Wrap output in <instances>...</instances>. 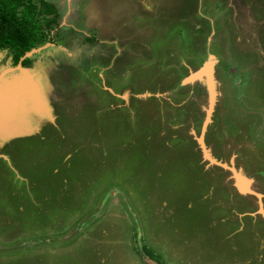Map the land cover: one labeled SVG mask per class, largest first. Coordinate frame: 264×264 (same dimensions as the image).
<instances>
[{
  "label": "rangeland",
  "instance_id": "374dc122",
  "mask_svg": "<svg viewBox=\"0 0 264 264\" xmlns=\"http://www.w3.org/2000/svg\"><path fill=\"white\" fill-rule=\"evenodd\" d=\"M43 1L20 67L48 116L22 97L0 128L28 129L0 138V264H264V0Z\"/></svg>",
  "mask_w": 264,
  "mask_h": 264
},
{
  "label": "trees",
  "instance_id": "16d2710c",
  "mask_svg": "<svg viewBox=\"0 0 264 264\" xmlns=\"http://www.w3.org/2000/svg\"><path fill=\"white\" fill-rule=\"evenodd\" d=\"M36 1L0 0V50L8 52L14 65L26 52L50 41L47 29L56 23V10L50 3ZM29 64V58L21 61L23 66Z\"/></svg>",
  "mask_w": 264,
  "mask_h": 264
},
{
  "label": "bare ground",
  "instance_id": "6f19581e",
  "mask_svg": "<svg viewBox=\"0 0 264 264\" xmlns=\"http://www.w3.org/2000/svg\"><path fill=\"white\" fill-rule=\"evenodd\" d=\"M211 65L208 64V66L206 68H204V70L202 71V74H205V76H207V82L209 84L210 89H212V84L210 83V76H209V74H210L209 71L211 70L210 69ZM0 87H4V88L6 87L7 88L4 91V93L0 96V128L5 129L7 127V125H8V123L11 121V117H12V116H10V112H9L10 106H11V100H10V94H9L10 92L9 91H14L15 98L16 99L19 98L18 99V111H17L18 115H19V112H20V107L25 101L26 102L32 101L33 105H34V108L39 110L38 113L43 114L42 112H40L43 109V105L40 103V100H39V97H38L39 96V94H38L39 86L34 81L33 78L32 79H26V77H24V75L21 74V77L19 79L15 80V81H13V82H11L9 84H2L1 81H0ZM3 90L4 89L0 90V93H2ZM7 90H8V92H7ZM22 97L23 98H27L28 100H25V101L21 102L22 103L21 104L20 103V99H22ZM211 99H212V92L210 94V101H211ZM24 104H26V103H24ZM209 112H208V114H209ZM18 115H16V117H18ZM24 125H25V128H26L27 123L25 122ZM25 128H22V129H25ZM18 130H20V129H18ZM4 132L5 131H0V134L4 133ZM202 149H203V147H202ZM204 153H205V156H206V152H204Z\"/></svg>",
  "mask_w": 264,
  "mask_h": 264
},
{
  "label": "water",
  "instance_id": "95a60500",
  "mask_svg": "<svg viewBox=\"0 0 264 264\" xmlns=\"http://www.w3.org/2000/svg\"><path fill=\"white\" fill-rule=\"evenodd\" d=\"M46 47V46H45ZM35 51L36 52H38L39 50H30L29 52H26L21 58H20V60H19V62H18V64H17V66H16V70H18L19 72H20V74H23L24 75V77H26V79H32L33 77L31 76V74L30 73H28V71H26L25 69H23V68H21L20 67V63H21V61L23 60V59H25V58H28L31 54H33V53H35ZM210 65V64H209ZM208 66V64H204L199 70H197L194 74H192V75H190L186 80L188 81V80H192V79H194V78H196V77H198L199 75H201L202 74V71L204 70V68H206ZM9 71H11V70H9ZM9 71H7V72H5V73H8ZM2 72L0 73V81L2 80ZM185 80V81H186ZM209 99H210V95H209ZM36 112H39V110H37L36 109ZM40 112H42L43 114H45V115H47L48 116V109L46 110L44 107H43V109L40 111ZM28 129L27 128H25V129H20V130H18V129H15V130H11V131H8V132H4V133H1L0 134V138H2V139H4V140H9V139H12V138H16V137H18V136H20V133H26V132H28L27 131ZM198 143H199V145H200V147L202 146V141H201V138H199V140H198ZM202 148V147H201ZM207 156V155H206ZM235 181H236V183H238V186H240L242 189H246L247 187V181L245 180V179H242V178H240V177H238V176H236L235 178Z\"/></svg>",
  "mask_w": 264,
  "mask_h": 264
},
{
  "label": "crops",
  "instance_id": "0c3cea01",
  "mask_svg": "<svg viewBox=\"0 0 264 264\" xmlns=\"http://www.w3.org/2000/svg\"><path fill=\"white\" fill-rule=\"evenodd\" d=\"M32 84V83H31ZM4 88V87H3ZM7 88L5 87L4 88V90H3V92L2 93H0V96L4 93V91L6 90ZM11 89V88H10ZM9 90V89H8ZM8 90H7V92H8ZM10 93V100H11V106H10V108H11V110H10V116H12L11 117V121H10V123H9V125H8V127L9 126H13V122L17 119V117H16V115H18V108L17 109H15V106H13L14 105V103H15V100H16V98H15V96H14V91H9ZM13 93V94H12ZM17 107H18V104H17ZM15 109V111H13V110ZM13 111V112H12Z\"/></svg>",
  "mask_w": 264,
  "mask_h": 264
},
{
  "label": "flooded vegetation",
  "instance_id": "af4514ba",
  "mask_svg": "<svg viewBox=\"0 0 264 264\" xmlns=\"http://www.w3.org/2000/svg\"><path fill=\"white\" fill-rule=\"evenodd\" d=\"M2 89H4V88H1V90H2ZM18 99H19V98H18ZM18 99L15 100V103H14V105H13V106H15V109L18 108V107H17ZM26 99H27V98H26ZM30 99H31V98H30ZM15 109H14V110L12 109V110L15 111ZM13 111H12V112H13Z\"/></svg>",
  "mask_w": 264,
  "mask_h": 264
}]
</instances>
